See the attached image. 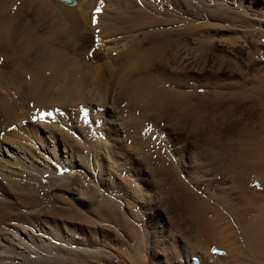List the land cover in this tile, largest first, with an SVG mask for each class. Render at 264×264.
<instances>
[{"label":"bare ground","instance_id":"bare-ground-1","mask_svg":"<svg viewBox=\"0 0 264 264\" xmlns=\"http://www.w3.org/2000/svg\"><path fill=\"white\" fill-rule=\"evenodd\" d=\"M260 72L264 0H0V264H264Z\"/></svg>","mask_w":264,"mask_h":264},{"label":"rangeland","instance_id":"rangeland-1","mask_svg":"<svg viewBox=\"0 0 264 264\" xmlns=\"http://www.w3.org/2000/svg\"><path fill=\"white\" fill-rule=\"evenodd\" d=\"M261 73H262V74H261ZM259 75H260V76H259ZM249 79H250V80H249ZM249 79H247L248 84H247V87H246V88H248V89H245V91H244V93H243V94H244V96H243L244 99H243V97H242V99H240V100H242L243 102L240 101L241 104L239 103V104L241 105V107H242L243 110L240 109V105H239L238 103H236V104H238L239 107H238V106L236 107V109L238 108L237 110L231 108V110H234V111H231V110L228 111V113H230V111H231V113H230L231 115H229L226 111L223 112L225 115H226V113L228 114V116L226 115L228 118L225 117L224 114H223V117H224V119H226V120H225V124H224V130L226 129L225 131L229 134V137H224L225 139L223 138V141H224V143H223V145H224V146H223V151H224V156H225V157L222 158L221 163H222L223 165H221V166L225 167V168H224V173H225L226 169H228V172L226 173V175H227V177L230 175V176H229V180H230V181L233 180L234 168H236V167H233L232 165L236 166V164H238L237 167H239V169H241L242 165L244 164L243 161L241 160V158H242V157H245L244 154H243V153H244V152H243L244 150L242 149V147H238L239 144L241 145V141H242L243 139L241 140V138H240V139L238 140V142L236 141V140L238 139L236 136H240V137H241L242 134H243V135H245V134H244L242 131L239 132V133H241V135H240V134H239V135H237V134H236V135L233 134V133H235V132H234V129H235L234 126H236V124L234 125V122H232L231 119H233V116L236 117L235 115H237V117H236L235 119H239V118H241V120H244L243 122H245L246 119H247V122H249V121H248L249 119H248L247 117H249L250 115H253V116H250V117H254V120L257 121V119L260 120V118H261V117L263 116V114H264V113H262V108L260 109V106H261V105L258 106L257 104L253 106L254 108L252 107V108L249 109L250 111H252V112L250 113V115H248L249 113H248V114H245V113H244V112H246V110H244L245 107H243V106H244L245 103H247V102H248V104H249V103L251 104V101H253V99H255L256 101H258V97L261 96V97H262V100H260V99H261V97H260L258 103H263V104H264V72H260V73H258V74L255 76V78H253V79H252V78H249ZM251 79H252L253 81H252ZM254 79H255V81H254ZM248 80H249V81H248ZM239 81H240V80H239ZM249 84H251V87L249 86ZM253 87H254V88H253ZM249 88H250V89H249ZM251 90H252V91H251ZM253 91H255V92H253ZM253 94H254V95H253ZM256 94H257V95H256ZM258 94H259V96H258ZM253 96H254V97L256 96V97L253 98ZM250 98H251V99H250ZM256 98H257V99H256ZM223 100H225V99L222 98V101H221V102H223L222 104H221V102H219L220 104H219L218 102H212L211 105H210L211 108H212V109H216V108H217V109H220V105H221V107H222V105H223V106H225V105H226V106H230V101H223ZM226 100H227V99H226ZM255 100H254V102H255ZM195 102H196V101H195ZM195 102H194V103H195ZM242 103H243L244 105H243ZM256 103H257V102H256ZM217 104H219V106H217ZM224 104H225V105H224ZM213 105H214V106H213ZM215 106H217V107L215 108ZM258 108H259V109H258ZM221 110H223V109H221ZM241 110H242V111H241ZM253 110L255 111V113H256L258 116L254 113ZM258 110L260 111V113L262 114V116H261V114H260V115L258 114V113H259ZM240 111H241V112H240ZM236 112H237V113H236ZM257 112H258V113H257ZM220 113H222V112H220ZM232 113H234V115H233ZM235 113H236V114H235ZM240 114H241V115L243 114L242 116H245V117L240 116ZM232 115H233V116H232ZM247 115H248V116H247ZM229 116H230V117H229ZM239 116H240V117H239ZM259 116H260V118H257V117H259ZM250 117H249V118H250ZM263 117H264V116H263ZM263 117H262L261 119H264ZM235 119H234V120H235ZM230 120H231V121H230ZM234 120H233V121H234ZM239 121H240V120H239ZM243 122H242V123L239 122L240 128H241V127L244 128V126L246 127L247 124H250V125H251V123H247V124H246V123H243ZM256 124H257V123H256ZM225 125H226V126L229 125V126L225 128ZM231 125H232V126H231ZM247 126H248V125H247ZM248 127H249V126H248ZM231 128H232V129H231ZM228 130H229V132H228ZM232 130H233V131H232ZM244 132H245V131H244ZM232 138H233V139H232ZM234 138H235V142H234ZM231 139H232L231 142L228 141V140H231ZM227 141L230 142V144H231L232 146H231L229 143H227ZM236 143H237V145H235ZM226 144H227V145H226ZM228 145H229V146H228ZM225 146H226L227 148L231 146V149H229V148L226 149ZM233 147L236 148L237 150L233 149ZM232 149H233V150H232ZM238 150H239V151H238ZM237 151H238V152H237ZM227 152H229V153H227ZM234 152H235L236 154H238V156L241 155V157L239 158L237 155H236V157H232V155H234ZM239 153H240V154H239ZM227 155H228V156H227ZM242 155H243V156H242ZM234 156H235V155H234ZM228 157H229V158H228ZM231 160H233V162H232ZM230 161H231L232 163H231ZM235 161H236V162H237V161H242V162H239V163L237 162V163H236ZM235 163H236V164H235ZM241 163H242V164H241ZM240 164H241V165H240ZM239 165H240V166H239ZM244 166H245V165H244ZM237 169H238V168H237ZM230 170H231L232 172H231ZM242 170H243V168H242ZM221 174H222V173H221ZM216 187H217V186H212V190H211V192H213V190H214ZM221 187H222V186H221ZM224 188H225V189H228V188H229L228 190L232 191L231 186H230V187H228V186H224V187L222 188L223 192H227L228 190H225ZM199 191H200V190H199ZM228 192H229V191H228ZM182 204H183V203H182ZM180 206H181V203H180Z\"/></svg>","mask_w":264,"mask_h":264},{"label":"snow or ice","instance_id":"snow-or-ice-1","mask_svg":"<svg viewBox=\"0 0 264 264\" xmlns=\"http://www.w3.org/2000/svg\"><path fill=\"white\" fill-rule=\"evenodd\" d=\"M96 11H99V9H97ZM95 22H96V21H95V17H93V23L95 24Z\"/></svg>","mask_w":264,"mask_h":264},{"label":"water","instance_id":"water-1","mask_svg":"<svg viewBox=\"0 0 264 264\" xmlns=\"http://www.w3.org/2000/svg\"><path fill=\"white\" fill-rule=\"evenodd\" d=\"M64 1L69 2L70 0H64Z\"/></svg>","mask_w":264,"mask_h":264}]
</instances>
